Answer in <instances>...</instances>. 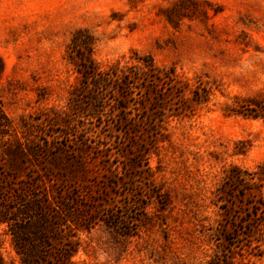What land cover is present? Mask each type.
<instances>
[{
  "label": "rangeland",
  "instance_id": "1",
  "mask_svg": "<svg viewBox=\"0 0 264 264\" xmlns=\"http://www.w3.org/2000/svg\"><path fill=\"white\" fill-rule=\"evenodd\" d=\"M1 111L5 204L32 180L130 226L80 264H264V0H0Z\"/></svg>",
  "mask_w": 264,
  "mask_h": 264
},
{
  "label": "trees",
  "instance_id": "2",
  "mask_svg": "<svg viewBox=\"0 0 264 264\" xmlns=\"http://www.w3.org/2000/svg\"><path fill=\"white\" fill-rule=\"evenodd\" d=\"M90 43L77 32L71 38L69 48L76 51L77 47L86 48ZM0 115V127L4 129L0 131L2 136L13 127L3 111ZM18 193L14 196L13 207L5 204L6 198H0V226L5 224V232L10 236L19 264H80L74 260L82 245L80 234L90 230L98 219L123 236L131 235L125 220L114 214L98 217V208L83 204L72 190L50 191L31 180L23 183ZM0 264H5L1 253Z\"/></svg>",
  "mask_w": 264,
  "mask_h": 264
}]
</instances>
